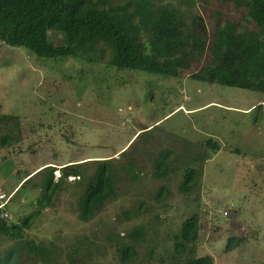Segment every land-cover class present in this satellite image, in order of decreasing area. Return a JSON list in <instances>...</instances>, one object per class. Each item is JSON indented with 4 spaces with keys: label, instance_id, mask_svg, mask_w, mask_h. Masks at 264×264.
Returning a JSON list of instances; mask_svg holds the SVG:
<instances>
[{
    "label": "rangeland",
    "instance_id": "rangeland-1",
    "mask_svg": "<svg viewBox=\"0 0 264 264\" xmlns=\"http://www.w3.org/2000/svg\"><path fill=\"white\" fill-rule=\"evenodd\" d=\"M159 1L180 9L189 23L200 14L211 34L218 14L238 19L232 5L218 0ZM94 2L108 7L124 0ZM49 37L64 43L55 31ZM0 43V114L18 118L20 133L10 147L0 142V193L12 195L2 203L12 222L41 210L22 240L0 236V256L16 243L26 247L35 241L61 253V264H121L119 248L134 244L127 236L144 224L147 236L136 243L139 255L131 264H171L172 234L198 213L199 257L210 255L215 264H264V92L200 81L190 71L169 77L118 69L110 65V49L100 62L90 63L82 57L41 59ZM210 139L221 147L216 154L207 146ZM166 150L172 152L171 167L178 162L183 168L178 160L183 156L207 158L193 193L178 189L182 170L169 180L155 178L154 161ZM106 159L120 170L117 196L90 221L79 216L82 190L71 191L73 176L47 208L36 205L45 173L16 193L28 174L47 166L57 167V181L66 165L86 162L89 175L98 167L94 161ZM131 161L134 167L128 169ZM163 184L171 193L158 201ZM142 201L147 210L138 215ZM231 237L245 243L227 253ZM69 247L78 251L68 253Z\"/></svg>",
    "mask_w": 264,
    "mask_h": 264
},
{
    "label": "trees",
    "instance_id": "trees-1",
    "mask_svg": "<svg viewBox=\"0 0 264 264\" xmlns=\"http://www.w3.org/2000/svg\"><path fill=\"white\" fill-rule=\"evenodd\" d=\"M218 2L232 5L238 19H222L218 14V23L211 34L200 14H194L189 23L180 9L159 0H124L120 5L111 3L108 7L94 0H0V42L26 48L41 59L82 57L90 63L100 62L110 49V65L118 69H137L169 77L190 71V76L200 81L264 92V0ZM50 31L62 35L64 43H53ZM16 134H20L18 118L0 114L1 145L12 146ZM207 142L214 154L221 149L212 139ZM171 154L169 150L160 152L154 161L153 174L155 178L169 180L171 173L182 170L178 189L189 195L201 183L207 158L199 153L189 159L183 156L178 159L183 168L176 165L178 162L171 167L174 163L169 159ZM112 160L94 161L98 162V167L89 175L83 166L86 162L66 165L60 169L57 181L54 177L57 167L47 166L28 174L16 193L35 175L45 173L41 184L43 197L36 200V205L47 208L54 196L64 189L66 179L73 176L71 191L82 190L77 201L79 216L90 221L117 196L120 170ZM126 167L132 169L134 163L131 161ZM120 169H125V165ZM170 193L169 187L163 184L156 199L162 201ZM145 205L143 201L139 203L138 215L147 210ZM4 208L5 204L1 207L0 202V236L18 241L31 229L41 211L36 209L22 222H12L5 217ZM160 219L157 215L156 220ZM200 227V215L195 213L172 234L171 264H215L210 255L198 256ZM146 236V225L134 227L127 236L134 244L123 243L118 250L121 264L134 263L139 255L136 243ZM244 243L243 237H231L225 251L232 252ZM77 251L68 248V253ZM60 256L55 248L28 241L26 247L16 243L0 256V264H20L25 260L61 264Z\"/></svg>",
    "mask_w": 264,
    "mask_h": 264
},
{
    "label": "built area",
    "instance_id": "built-area-1",
    "mask_svg": "<svg viewBox=\"0 0 264 264\" xmlns=\"http://www.w3.org/2000/svg\"><path fill=\"white\" fill-rule=\"evenodd\" d=\"M75 178V177H74ZM12 195L6 197V195H4V193H0V202H1V207L4 206V202L5 200H9L11 198ZM5 217L11 218V216L8 213H5Z\"/></svg>",
    "mask_w": 264,
    "mask_h": 264
},
{
    "label": "crops",
    "instance_id": "crops-1",
    "mask_svg": "<svg viewBox=\"0 0 264 264\" xmlns=\"http://www.w3.org/2000/svg\"><path fill=\"white\" fill-rule=\"evenodd\" d=\"M139 132H140V131H139ZM139 132H138V133H139ZM20 183H21V182H20ZM20 183H18L16 187H18V186L20 185Z\"/></svg>",
    "mask_w": 264,
    "mask_h": 264
},
{
    "label": "water",
    "instance_id": "water-1",
    "mask_svg": "<svg viewBox=\"0 0 264 264\" xmlns=\"http://www.w3.org/2000/svg\"><path fill=\"white\" fill-rule=\"evenodd\" d=\"M0 45H1V43H0Z\"/></svg>",
    "mask_w": 264,
    "mask_h": 264
}]
</instances>
